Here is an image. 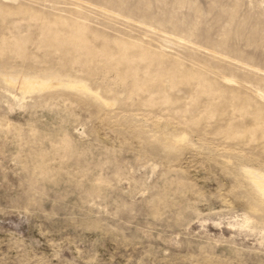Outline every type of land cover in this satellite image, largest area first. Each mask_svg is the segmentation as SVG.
Returning a JSON list of instances; mask_svg holds the SVG:
<instances>
[{"label": "rangeland", "instance_id": "obj_1", "mask_svg": "<svg viewBox=\"0 0 264 264\" xmlns=\"http://www.w3.org/2000/svg\"><path fill=\"white\" fill-rule=\"evenodd\" d=\"M255 172L264 0H0V264H264Z\"/></svg>", "mask_w": 264, "mask_h": 264}, {"label": "bare ground", "instance_id": "obj_2", "mask_svg": "<svg viewBox=\"0 0 264 264\" xmlns=\"http://www.w3.org/2000/svg\"><path fill=\"white\" fill-rule=\"evenodd\" d=\"M10 80H11V79H10ZM10 80H9V81H10ZM21 80H22V79H21ZM32 81H33V79H32ZM32 81H31V79L27 80V78L25 77V80L23 81V84L21 83V85H25V86L29 85V87H30V86L33 84V82H34V81H33V82H32ZM48 81H49V80H48ZM35 82H36V81H35ZM37 82H38V81H37ZM37 82H36V84H38ZM39 83H40V82H39ZM67 83H68V82H67ZM36 84H35V85H36ZM46 86H47V85H46ZM33 87H34V86H33ZM22 88H23V86H22ZM27 88H28V86H27ZM30 88H31V87H30ZM24 89H26V88L24 87ZM249 174H250V172H249ZM253 174H254L256 177H259L261 180L264 179V175H262V174H260V173H256V172H255V173H253ZM254 175H253V176H254ZM250 176H251V175H250ZM259 178H258V179H259ZM260 182H262V181H256L257 189H258V191L260 192V194H261L262 196H264V187H263L262 185H261V186L259 185Z\"/></svg>", "mask_w": 264, "mask_h": 264}]
</instances>
